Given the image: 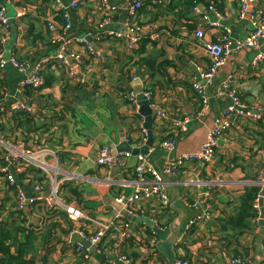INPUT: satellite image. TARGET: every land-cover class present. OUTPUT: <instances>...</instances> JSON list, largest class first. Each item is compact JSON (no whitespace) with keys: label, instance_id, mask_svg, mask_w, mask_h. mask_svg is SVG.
Segmentation results:
<instances>
[{"label":"crops","instance_id":"1","mask_svg":"<svg viewBox=\"0 0 264 264\" xmlns=\"http://www.w3.org/2000/svg\"><path fill=\"white\" fill-rule=\"evenodd\" d=\"M108 1L117 7L112 23L97 31L96 26L102 15L100 0H84L72 12L73 26L66 35L75 38L93 32L96 36H90L89 40L101 56L89 57L80 44H73L72 49L81 58L76 65V59L67 56L75 67V73L69 75L67 67L53 59L42 68L44 86L34 90L21 89L20 81L26 75H31V70L44 57H54L61 49V44L52 43L50 30L46 26L47 20L55 19L58 12L55 2L0 0V5L5 7L10 17L9 29H0V35L2 32V36L6 35L2 49L6 56L15 55L31 64L26 74H20L11 66L0 71V138H6L19 150L36 151L39 146H45L56 154L45 157V161L53 166L47 174L33 164H29L30 167L22 174H15L10 169L17 185L30 194L31 185L37 179L44 178L49 190L55 181L64 179L68 174L79 175L82 179L61 183V199L66 194L63 185L72 182L81 192L82 200L73 196L70 202L76 201L91 218L105 223L121 219L131 221L135 232L145 224L152 227L153 215L157 212H161L162 219L168 225L178 219L181 230L195 215L207 212L209 216L194 226L185 241L176 246L177 256L198 264H233L231 257L241 254L249 257L253 263L261 230L259 218L249 219V227L241 235L226 229V223L241 209L247 186L263 182L259 185L260 193L264 188V61L257 66L252 63L259 52H264V41L257 48L232 51L214 79L206 83L200 77L211 63L206 45L243 38L252 30L249 20H238L237 0H161L155 5L145 0L149 6L146 5L139 12L144 39L133 52L127 50L123 40L114 36L105 37L107 31L124 29L130 2ZM62 2L66 6L70 0ZM20 3L30 9L21 18L16 15ZM196 3H213L217 6L227 31L202 22L201 16L192 10ZM253 6L263 7L264 0H255ZM215 16L211 17L212 21L217 18ZM200 24L204 30L202 38L195 35ZM152 36H157V39L153 40ZM146 58L152 59V63L146 64ZM229 74L235 76V93L254 116L233 123L221 139L210 163H189L179 175L166 178L169 208L161 210L156 202L140 201L136 204L138 208L134 215L126 211H111L110 207L116 204L117 196L128 197L134 192L132 184H120L119 181L134 177L137 156L132 154L124 158L121 165L104 170L96 164L100 148L108 146L115 149L123 138L133 147H143L151 130L153 140L145 155L156 167L164 166L182 153L198 150L216 116L232 103L229 95L217 96L222 81ZM196 80L206 86L205 95L194 89ZM147 88L154 91L153 101L166 109L170 120L158 119L149 102L146 105L148 100L144 92ZM131 94L135 97V103L128 99ZM204 100H208L207 107ZM16 104H25L30 108L28 125L22 124L21 112L13 110ZM149 112L152 116L150 122L145 114ZM175 120L186 122L185 129L175 150L168 151L160 146V142L165 131L175 127L172 124ZM149 125L150 129L147 128ZM5 153L0 149V155L4 156ZM15 194L11 185L5 179H0V206L7 209L0 212V227L4 225H1V219L15 212L18 218L14 216L11 219H16L26 230L18 232L16 238L7 239L9 252L16 253L19 242L27 241V231L33 230L35 264H79L67 240L81 242L83 239L79 234H68L71 221L67 223V218L59 214L61 209H49L44 202H39L28 205L24 212L19 213L15 210ZM184 198L191 204L200 200L201 206H188ZM142 216L149 220L143 221ZM12 220L5 223L6 226ZM79 223L93 228L86 218H81ZM167 233L162 234L160 240ZM262 248L264 251V240ZM138 249L139 246L128 244L122 250L132 256H137V253L144 256V264H167L160 253L151 256ZM103 264L109 263L104 261ZM258 264H264V255Z\"/></svg>","mask_w":264,"mask_h":264},{"label":"built area","instance_id":"2","mask_svg":"<svg viewBox=\"0 0 264 264\" xmlns=\"http://www.w3.org/2000/svg\"><path fill=\"white\" fill-rule=\"evenodd\" d=\"M57 11L55 19L47 20V28L51 33L52 43L60 46L61 49L54 57H44L39 64H37L32 70L31 75L22 79L19 83L21 89H34L37 90L44 86V78L42 75V68L45 64H49L53 59L59 60L68 69V74L73 75L75 73V67L68 61L67 56L76 59V65L81 62L80 54L74 52L72 49L73 44H80L86 51L89 57H100L101 54L97 53L91 43L90 36H96L93 32L82 36V37H66L68 32L72 28V17L71 12L77 10L84 0H70L67 6H64L62 0H54ZM128 16L124 22L125 27L121 31L110 30L106 32L105 37L114 36L115 38L121 39L125 42L128 51L133 52L143 42L144 37L142 36V25L139 20V12L146 5L149 6L145 0H129ZM151 5L161 3V0H149ZM239 4L238 9V20H249L252 25L250 33L243 38H236L234 40L225 39L223 41L212 42L206 45L208 50L211 63L207 71L200 74L206 83H210L218 70L225 64L226 57L232 53V51L240 50L243 48H257L260 46V42L264 41V6L254 7L253 3L255 0H237ZM100 9L102 15L97 23V31L102 30L105 25L112 23L117 7L111 4L108 0H100ZM192 10L195 14L200 15L202 22L209 24L213 27H219L222 30H226L222 23V14L217 6L213 3L209 4H194ZM30 11L26 4L20 3L17 8V16L24 17ZM216 16H215V15ZM217 17L214 21L211 17ZM56 18H59L57 20ZM10 26V17L8 16L4 6L0 5V29L7 31ZM202 24L197 29L195 35L198 38L204 36V30ZM3 34V32H2ZM0 35V71H3L7 66H11L18 70L20 74H26L27 70L31 68L29 61L20 60L15 55L6 56L2 49L3 44L6 42V35ZM153 40L157 39V36L151 37ZM97 40V38H96ZM264 61V52H259L253 59V65L257 66L259 63ZM75 65V66H76ZM136 77H134L135 79ZM234 79L233 74H229L222 82L221 88L217 93V96L224 97L229 95L232 99V103L225 106L219 115L214 119L213 126L208 130L205 141L201 144L200 148L196 151L185 152L171 160L169 163L161 167H156L150 163L147 155L138 154L137 164L133 169L134 177L130 180L124 179L119 181L121 184H132L134 192L126 197L124 195L117 196L115 203L110 207L111 211L123 212L126 211L129 214L134 215L136 212L137 205L140 201H152L156 202L160 206L161 210L169 208L170 198L167 193V177L177 176L184 170V167L189 163L197 162L201 164L210 163L215 155L216 150L220 145L221 139L225 134L232 128L234 122L245 118L254 116L251 109L242 103L240 97L234 91ZM193 87L200 94L205 95L206 86L196 80L193 83ZM146 99L148 100L151 107L154 108L155 116L163 121L170 120V116L166 109L160 107L153 101L154 91L151 88H147L144 92ZM128 99L136 102L135 97L131 94ZM206 107L208 106V100H204ZM14 111L25 112L27 115L30 113V108L25 104H16L13 107ZM185 123L181 120H175L170 130H166L163 138L161 139L160 146L168 151H173L176 148L178 140L181 136L182 131L185 129ZM143 134L146 136V129L143 130ZM0 149L5 151V155H0V179H5L11 188L15 190L16 205L15 210L17 212H24L28 205H35L39 202H44L49 209L57 207L66 211L68 223L71 221V226L68 229V234H79L83 241H74L72 239L67 240L68 246L75 255V259L79 264H101L108 262L109 264H144L142 260L144 256H132L128 253L123 252V247L128 244L139 246V252H145L144 254H151V256L158 255L157 244L161 238V235L167 233L169 225L161 217V212H157L153 215L154 225L148 227L147 224L142 226L139 230H132V223L126 219L120 221H112L105 223L96 218H91L87 214L80 204L75 202L66 201L61 199V183H64L71 179H82L81 176L76 174H68L64 179L54 182L50 186L49 190L46 189L45 179H37L31 185V193L21 188L16 183L15 174H22L29 168V164L37 166L43 173H49L53 168L52 164L45 161L46 155H54L55 153L47 149L45 146H39L36 151L30 149L19 150L16 149L12 144L6 141V138H0ZM111 147L103 146L100 148L97 154L96 164L98 167L108 170L112 167L119 166L122 164L124 158L132 155L128 151H113ZM13 152V153H11ZM14 154V155H11ZM56 155V154H55ZM12 169V172H10ZM193 182V181H190ZM29 195V196H28ZM259 198V197H258ZM258 198L253 203L256 210L260 211ZM186 205L201 206L200 200H196L192 204L187 198H184ZM120 204V205H117ZM1 211H7L6 208ZM0 211V212H1ZM15 213V212H14ZM145 213H142L144 215ZM14 214L4 219H1V225L12 220ZM149 216V215H147ZM209 216V213L205 212L202 214L195 215L186 224H184L181 230L180 236L177 239V245L179 242H184L191 229L198 225L204 217ZM151 217V216H149ZM86 218L90 222L92 229H89L85 225H81L79 220ZM259 218V216H258ZM257 218V219H258ZM143 221H148L149 218H141ZM149 229V231H146ZM89 246H86V243ZM112 254H115L113 258H109ZM105 256V259L99 261L98 258ZM96 258V259H95ZM148 258V256H146ZM142 260V261H140ZM176 264H198L195 261L188 260L177 256ZM233 264H253L252 260L245 255H236L231 257ZM102 263V264H103Z\"/></svg>","mask_w":264,"mask_h":264},{"label":"trees","instance_id":"3","mask_svg":"<svg viewBox=\"0 0 264 264\" xmlns=\"http://www.w3.org/2000/svg\"><path fill=\"white\" fill-rule=\"evenodd\" d=\"M149 1V0H147ZM59 19V18H58ZM146 64L152 63V59H145ZM25 112H21L22 124L25 126L28 125L27 123L30 120V117ZM66 194L63 198L66 201H71L73 196L77 197L79 201H81V192L78 190L77 186H74L72 182L63 185ZM261 191V186L259 185H249L246 187L245 192L242 196V205L239 212L229 217L226 223V229H232L236 232L237 235H241L248 227V220L249 219H257L259 214L258 210H256L253 206V203L259 197ZM80 197V198H79ZM4 209L0 206V211ZM15 218H18L14 212ZM59 214L66 218L67 214L66 211L62 210ZM13 216V217H14ZM68 223V219H65ZM0 264H35V259L33 257V253L36 250L34 245L32 244L35 236L34 231L29 230L27 231L26 235V242H19V247L16 253L9 252L8 244L6 243L7 239L9 238H16V234L20 231H26L25 228L13 219L11 223L4 224L0 227ZM48 238V237H47ZM45 241V237L43 238Z\"/></svg>","mask_w":264,"mask_h":264},{"label":"water","instance_id":"4","mask_svg":"<svg viewBox=\"0 0 264 264\" xmlns=\"http://www.w3.org/2000/svg\"><path fill=\"white\" fill-rule=\"evenodd\" d=\"M68 4L66 3V6ZM71 17H72V12H71ZM146 105H148V101L146 102ZM147 114L146 120L150 122L152 120L151 112L145 113ZM147 127V126H146ZM150 129V125L147 127ZM153 140V135L151 130L149 131V137L148 140L146 141V144L143 147H133L131 144H129L126 141V138H123L121 140L120 146H117L113 151H128L131 152L133 155H138V154H147L149 151V145L152 143ZM263 182H255V185H260ZM264 185V184H263ZM262 192L259 195L258 198V203L260 207V214H259V219H258V224L261 227L259 237H258V246H257V256L256 259L254 260L253 264H258L260 261V258L263 257L264 251L262 248V243L264 240V188H262ZM29 196V195H28ZM178 219H175L174 221L171 222L169 225L168 233L164 239H161L158 244H157V250L158 252L165 258L167 261V264H176V245H177V239L180 236L181 233V227L179 222L177 221ZM90 244L87 242L86 246H89ZM101 258H105V256H102Z\"/></svg>","mask_w":264,"mask_h":264},{"label":"rangeland","instance_id":"5","mask_svg":"<svg viewBox=\"0 0 264 264\" xmlns=\"http://www.w3.org/2000/svg\"><path fill=\"white\" fill-rule=\"evenodd\" d=\"M9 14H11V12ZM87 203H89V202L87 201Z\"/></svg>","mask_w":264,"mask_h":264}]
</instances>
